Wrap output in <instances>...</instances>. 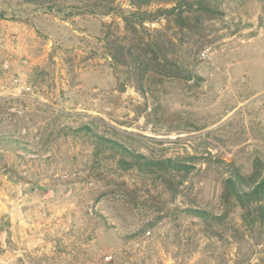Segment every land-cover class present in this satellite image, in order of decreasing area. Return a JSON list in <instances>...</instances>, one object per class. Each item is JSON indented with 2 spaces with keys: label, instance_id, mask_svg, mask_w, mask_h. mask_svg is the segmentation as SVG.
Returning <instances> with one entry per match:
<instances>
[{
  "label": "rangeland",
  "instance_id": "1",
  "mask_svg": "<svg viewBox=\"0 0 264 264\" xmlns=\"http://www.w3.org/2000/svg\"><path fill=\"white\" fill-rule=\"evenodd\" d=\"M208 2L218 13L181 33L165 18L126 31L130 0H0V264H264L263 230L221 198L264 162V0ZM160 30L183 40V73L143 96L110 46ZM95 133L190 166L167 178L178 195Z\"/></svg>",
  "mask_w": 264,
  "mask_h": 264
},
{
  "label": "trees",
  "instance_id": "2",
  "mask_svg": "<svg viewBox=\"0 0 264 264\" xmlns=\"http://www.w3.org/2000/svg\"><path fill=\"white\" fill-rule=\"evenodd\" d=\"M157 2L159 1L130 0L132 8L135 10L123 19L126 31L131 32L133 30L131 27L144 26L147 22L153 23L158 19L165 18L168 27L174 23L180 27L181 33H184L185 30L191 33L203 23L202 16H197L218 13L208 0H163L160 1L161 4L171 5V7L158 8L155 12L145 9L154 4H159ZM157 33L159 34L158 37L149 36L148 39L133 37L115 46L112 44L110 46V50H113L111 56L114 64L128 70V80L143 96L148 94L146 85L155 84L158 74L172 76L183 73L174 57L178 44L181 46L183 40L175 43L165 30L157 31ZM94 137L98 145L106 144L105 146L117 150L121 154L118 162L122 170L137 169L141 173L149 172L151 174L161 172L162 183L173 197H176L178 192L172 188L167 178L173 172L188 174L192 169L179 160L171 158L156 160L142 154H136L117 141L102 137L97 133ZM221 198L224 203L228 204L234 201L243 210L244 222L248 228H261L264 232V162L257 158L251 174L243 175L240 170H236L229 177L223 179ZM187 212L206 223L219 222L224 218L200 208H191Z\"/></svg>",
  "mask_w": 264,
  "mask_h": 264
},
{
  "label": "built area",
  "instance_id": "3",
  "mask_svg": "<svg viewBox=\"0 0 264 264\" xmlns=\"http://www.w3.org/2000/svg\"><path fill=\"white\" fill-rule=\"evenodd\" d=\"M9 66L6 65L5 69H8ZM13 85L16 91V95L18 97H26L28 94L33 92V87L24 81L22 76H18L14 78Z\"/></svg>",
  "mask_w": 264,
  "mask_h": 264
}]
</instances>
